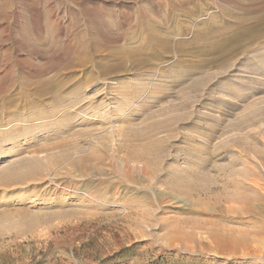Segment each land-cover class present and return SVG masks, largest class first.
I'll use <instances>...</instances> for the list:
<instances>
[{
	"label": "rangeland",
	"instance_id": "obj_1",
	"mask_svg": "<svg viewBox=\"0 0 264 264\" xmlns=\"http://www.w3.org/2000/svg\"><path fill=\"white\" fill-rule=\"evenodd\" d=\"M190 1L171 0L184 7ZM7 2L10 18L0 28V169L32 158L40 166L20 183L0 185V264H264L257 241L264 214L225 201L246 190L260 194L264 207V0L218 6L200 0L204 12L177 23L169 20L167 0ZM156 21L157 34L170 37V56L141 70L128 62L111 75L91 65L69 71L83 41H102L103 54L106 37L127 46L149 35L146 24ZM36 23L42 34L60 32L54 48L38 42L40 55L28 44ZM23 79L30 87L61 81L59 105L68 114L47 115L50 100L27 106L34 96ZM6 98L18 100L8 107ZM143 152L147 162L133 158ZM214 223L243 230L247 240L221 242L212 251L207 232Z\"/></svg>",
	"mask_w": 264,
	"mask_h": 264
},
{
	"label": "bare ground",
	"instance_id": "obj_2",
	"mask_svg": "<svg viewBox=\"0 0 264 264\" xmlns=\"http://www.w3.org/2000/svg\"><path fill=\"white\" fill-rule=\"evenodd\" d=\"M208 2L210 3H213L215 5H219L217 2H220V1H223V0H207ZM174 2V0H173ZM9 3L7 2V0H4L2 3H0V28H2V25L8 21V19L10 18V15H9V12H8V5ZM177 4V3H176ZM213 4H211L213 6ZM199 5H200V0H191L189 5L187 7H184L183 5H175L174 3L172 4L171 0H167L166 2V7H165V10L168 12L169 11V16L171 17V19H169L170 21H174V23L176 22H180L179 19L183 16V15H199L202 13V9L200 8L199 9ZM176 9V11H174ZM205 9V8H204ZM249 9V8H248ZM149 14L150 15H154L156 11V8L155 7H150L149 8ZM204 12V11H203ZM254 12V11H253ZM157 15V14H156ZM261 16V15H260ZM258 17V16H256ZM262 17V16H261ZM260 17V18H261ZM158 18V17H157ZM254 18V19H253ZM259 18V19H260ZM253 20H255V17H252ZM258 18H256L257 20ZM258 19V20H259ZM263 19V18H262ZM261 19V20H262ZM157 20V19H156ZM149 21V20H148ZM250 21V20H249ZM104 22V21H103ZM150 22V21H149ZM153 22V21H152ZM237 22V21H236ZM239 22V21H238ZM255 22V21H253ZM260 22V21H258ZM262 22V21H261ZM19 23V22H18ZM102 23V21H101ZM263 23V22H262ZM42 23H39V24H34V28H35V38H33L28 44H31L33 49L35 51H37L36 53L38 55L39 54V44L38 42H41L44 46L47 45L49 48H54V46L57 45V43L60 42V39H59V34L60 32H57L55 34H50L49 31H47V34L44 32V34H42L41 32L38 31L39 27L42 29L41 25ZM233 24V27H235L234 23ZM248 25V22L246 21H243V22H240V26L241 25ZM255 24V23H254ZM51 25V24H50ZM159 22H154L152 24H146L148 30L150 31L149 32V35H141L139 38L137 39H132L128 42L127 46H121V45H117L118 43L115 42V40H113V38H111L110 36L106 37L104 39V50L106 51L105 53L101 54V48H100V43L102 42H99V41H92V40H85L82 42V49L76 54L75 58H74V61L72 63H70V65L68 66V68L70 69L69 71H71V68L73 67H81V68H86L88 67L89 65L91 66H97L99 69V73L101 75H108V74H114V73H117L119 69L125 67V65L128 63V62H131L133 65H135L139 70H141L142 68H144L145 66L147 65H150L152 64V60L154 58H157V56H162V55H169L170 54H167L165 52V49H167L166 51H168L169 49L168 48H171L170 46V37L167 35H159L157 34V31L156 30L158 27H159ZM251 25V24H250ZM253 25V24H252ZM20 26V25H19ZM237 26V25H236ZM239 26V25H238ZM256 26V25H255ZM260 26V25H259ZM262 26V25H261ZM248 27V26H247ZM264 27V26H263ZM6 28V27H5ZM22 28V27H21ZM99 28H101V26H99ZM241 28V27H239ZM246 28V27H245ZM257 28V27H256ZM110 28L108 27L107 28V31H110L109 30ZM144 29V28H143ZM248 29V28H247ZM255 29V28H254ZM259 29V28H258ZM262 29V27H261ZM232 31V30H231ZM31 32V31H30ZM62 32V31H61ZM159 32V31H158ZM243 32V31H242ZM242 32H239L242 34ZM254 33V31H252ZM233 33V32H232ZM235 33V32H234ZM238 33V34H239ZM251 33V34H253ZM24 34V33H23ZM231 34V33H230ZM246 34V32H245ZM250 34V36H252ZM263 34V33H262ZM31 35V33H30ZM29 35V36H30ZM233 35V34H231ZM236 35V34H235ZM249 35V34H248ZM256 37H258L257 35L259 34H255ZM261 35V34H260ZM264 35V34H263ZM245 36V35H244ZM247 36V35H246ZM245 36V37H246ZM254 36V35H253ZM28 37V36H27ZM207 37V36H206ZM237 37V36H236ZM239 37V36H238ZM241 37V35H240ZM255 37V39H256ZM261 37H264V36H261ZM115 38V37H114ZM242 38H243V35H242ZM29 39V37H28ZM233 39V38H232ZM241 39V38H240ZM240 39H234V41L238 42V40ZM248 39V38H247ZM253 39V40H255ZM261 39V38H260ZM242 40V39H241ZM246 40V39H244ZM243 40V41H244ZM262 40V39H261ZM198 41V40H197ZM228 41V40H226ZM248 41V40H247ZM257 41V39L255 40ZM254 41V42H255ZM258 41H260L258 39ZM119 42V41H118ZM214 42V41H213ZM235 42V44H236ZM241 42V41H240ZM239 42V43H240ZM249 43L252 41H248ZM103 43V42H102ZM196 42H191L190 44H188V46H195ZM216 43V44H215ZM215 46L217 48H224V47H220L221 44L223 45L222 42H215ZM181 44V43H180ZM226 44V43H225ZM228 44V43H227ZM158 46L159 47V51L157 54H153L154 52L151 51V48L152 46ZM232 45V44H231ZM230 45V46H231ZM246 45V44H245ZM234 46V45H233ZM197 48H200L201 45H198L196 46ZM226 47V46H225ZM232 47V46H231ZM242 47V46H240ZM236 48V47H235ZM21 49V48H20ZM176 49V48H175ZM227 49H228V46H227ZM234 49V48H233ZM232 49V50H233ZM153 50V49H152ZM225 50V49H223ZM237 50V49H235ZM235 50H233L235 52ZM173 51V50H172ZM221 51V50H220ZM229 51V50H228ZM233 51H230L233 53ZM215 52V51H214ZM223 52V51H221ZM220 52V53H221ZM179 55H185V51H180V52H177ZM193 53V52H192ZM229 53V52H228ZM95 54V55H94ZM204 54V53H203ZM211 54V53H210ZM226 54V53H225ZM190 55V54H189ZM192 55V54H191ZM105 57L109 62L110 61V64L109 65H103L102 64H97V58L98 57ZM200 56V55H199ZM221 56V55H220ZM225 56V55H224ZM39 57V56H38ZM53 57V56H52ZM194 57V56H193ZM218 57V56H217ZM223 58V57H222ZM55 60V56L54 58L52 59V61ZM105 60V59H104ZM156 60V59H154ZM106 62V63H107ZM210 62V61H209ZM213 62V61H212ZM216 62V61H215ZM213 62V63H215ZM196 64V63H195ZM208 64V62H207ZM128 65V64H127ZM199 65V64H198ZM108 66V67H106ZM134 66V67H135ZM200 66V65H199ZM208 66V65H206ZM195 68H197V66L195 65L194 66ZM210 67V66H208ZM136 68V70H137ZM147 68V67H145ZM199 68V67H198ZM193 70V69H191ZM197 70V69H195ZM125 71V70H124ZM24 72V71H23ZM27 72V71H25ZM24 72V73H25ZM30 72V71H29ZM120 72V71H119ZM33 73V71H32ZM26 74V73H25ZM28 75H30L28 73ZM26 75L23 74V77L24 78ZM35 76V74H34ZM36 80L37 79V76L34 77ZM150 78V77H148ZM147 78V79H148ZM151 79V78H150ZM209 78H207L208 80ZM203 81V79L201 80V78L197 79L194 83L192 84H189L188 86H192V87H195L196 86V83H201ZM31 81H28L26 79H23L22 80V83L24 84V86L26 87V89L28 90V94L29 95H33L34 98L32 99L31 102H29L27 104V106L29 107H43L44 106V102L50 100V106H52V108L46 112L47 115L51 116V115H54V114H61L62 116L68 114V110L66 108H63V107H60L59 103L61 101H63L64 99H62V95H61V92H59L56 88H58L57 86H60L62 84H60L61 81L59 80H45V79H41L37 86L35 87H30ZM205 82V81H204ZM210 82V81H209ZM205 84V83H204ZM203 84V85H204ZM207 84V83H206ZM144 85V84H143ZM147 85V84H146ZM146 87V86H145ZM198 88H200V84L198 86ZM204 87L202 86V89ZM197 89V88H195ZM10 90H12V87H10L8 89V92H10ZM27 92V91H26ZM65 96V95H64ZM21 97V95H20ZM62 97V98H61ZM18 99H14V98H6V100H4L3 102H5L6 106H12ZM48 103V102H47ZM75 102H73L72 104H74ZM4 104V105H5ZM50 108V107H49ZM66 109V110H65ZM109 109V108H108ZM122 113V111H121ZM186 115V114H185ZM172 121V120H171ZM68 123V122H67ZM161 123V122H160ZM168 123V122H167ZM169 124V123H168ZM173 124V123H172ZM176 124V123H175ZM67 125V124H66ZM65 125V126H66ZM160 125V124H158ZM165 125V124H163ZM156 126V125H155ZM162 126V125H161ZM170 126V125H169ZM157 127V126H156ZM166 128L167 127V124L165 126H163L162 128ZM161 128V127H160ZM161 128V129H162ZM170 128V127H168ZM159 129V128H158ZM172 129V128H171ZM164 130V129H163ZM167 131V130H166ZM169 131V130H168ZM143 136L141 135H135L134 136V140H141ZM148 137V136H147ZM132 138V137H131ZM153 144V143H152ZM147 149H149L151 146L147 145ZM228 148V147H227ZM151 149V148H150ZM227 153V152H226ZM91 157V156H90ZM133 158L137 159L138 162H141V161H146V155H145V152L143 153H139V154H134L133 155ZM55 157L52 159L54 160ZM85 159V158H84ZM81 159V160H78L76 161L74 164H75V167L77 168H80L83 164V162L87 161L86 159ZM146 164V163H145ZM147 165V164H146ZM40 166V162L36 159V158H32V159H19V160H16V161H13L11 164H9L8 166H5L3 168L0 169V185L3 187L4 185H6L7 183H13V182H18L20 183L23 179H24V176L26 173L28 172H32V171H35L37 170V168ZM83 167V166H82ZM39 171V170H38ZM202 177V176H201ZM185 178V177H184ZM200 178V177H199ZM6 182V183H5ZM240 183V182H239ZM4 184V185H3ZM181 184V183H180ZM11 185V184H10ZM9 185H6L4 187H7ZM235 186V185H234ZM193 187V186H192ZM237 188V187H236ZM176 189V188H175ZM178 189V188H177ZM238 191L237 193L238 194H235V192L233 194H235L237 197L235 196H232V193H231V196H227L225 198V201L227 203H229V205L231 203H234V202H237L239 204H242L244 205L245 207H247L248 209H255L260 215H263L264 214V207H263V204H262V201H263V198L260 194H248L246 193V190L244 192V190H236ZM263 191V190H262ZM188 193H190V191L187 190ZM210 192V191H209ZM227 192V190H226ZM186 193V194H188ZM259 193V192H258ZM230 195V194H229ZM218 196V195H217ZM216 196V197H217ZM264 196V195H263ZM215 195L213 197L216 198ZM220 198H216L217 201H219ZM201 204V203H200ZM215 204V203H214ZM213 204V205H214ZM216 207V205H215ZM215 207L214 208H209L207 209L210 214L211 213H216L217 209L215 210ZM244 207V208H245ZM220 208V207H219ZM246 209V208H245ZM244 209V210H245ZM220 211V210H219ZM235 209L233 207H228L227 208V213L230 214V213H234ZM206 212V213H207ZM251 212V211H250ZM253 213V212H252ZM251 213V214H252ZM188 220V219H187ZM213 222V221H212ZM206 229V228H205ZM246 232H244L243 230H237L234 228L232 229H224L223 227L220 228L219 225L217 224H213L212 225V229H209L208 232H207V235H208V239L207 240H210V244L212 245V251H216V253H218V251L220 250V245H221V242H230L231 244H235L236 241L238 240H241V241H246L247 240V236L245 235ZM259 238L257 239L258 241V244H260L259 246H263L264 245V224H261L260 226V231H259ZM257 238V237H256Z\"/></svg>",
	"mask_w": 264,
	"mask_h": 264
}]
</instances>
